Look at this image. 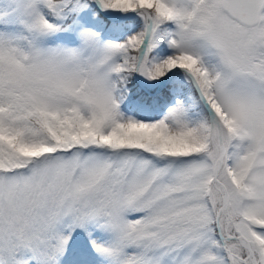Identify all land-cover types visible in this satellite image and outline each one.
<instances>
[{
	"label": "snow or ice",
	"instance_id": "6c2138e0",
	"mask_svg": "<svg viewBox=\"0 0 264 264\" xmlns=\"http://www.w3.org/2000/svg\"><path fill=\"white\" fill-rule=\"evenodd\" d=\"M0 264H264V0H0Z\"/></svg>",
	"mask_w": 264,
	"mask_h": 264
}]
</instances>
